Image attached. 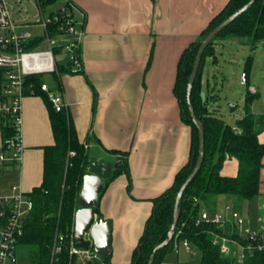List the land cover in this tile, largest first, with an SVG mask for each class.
<instances>
[{"label":"crops","instance_id":"1","mask_svg":"<svg viewBox=\"0 0 264 264\" xmlns=\"http://www.w3.org/2000/svg\"><path fill=\"white\" fill-rule=\"evenodd\" d=\"M69 1L74 4L78 27L84 29L82 71L69 70L68 60L61 53L57 60L66 69L52 74L53 84L46 82L45 74L44 81L50 90L63 96L90 161H115L122 158V153L127 154L128 174L118 173L99 198L101 215L113 222L110 261L127 264L152 210L151 198L170 186L176 172L188 161L191 130L182 121L173 93L180 55L229 0ZM226 43L243 45V52L247 47V51H253L245 84L255 94L252 112L264 115V52H259L263 40L219 37L214 47L216 62ZM202 85L205 92L212 86L205 70ZM22 106L23 152L17 165L0 164L1 191H8L14 182L26 192L39 186L44 172L43 146L55 142L43 96L26 94ZM2 139L0 133V148ZM258 140L264 143V129ZM261 162L259 192L237 207L253 226L264 224V154ZM238 167V158L227 155L220 172L236 176ZM233 201L230 194L218 195L212 212L222 211L226 204L234 207ZM178 250L172 249L161 264L189 260L181 256L182 251L197 253L181 245Z\"/></svg>","mask_w":264,"mask_h":264},{"label":"trees","instance_id":"2","mask_svg":"<svg viewBox=\"0 0 264 264\" xmlns=\"http://www.w3.org/2000/svg\"><path fill=\"white\" fill-rule=\"evenodd\" d=\"M39 1L44 5H51L57 0ZM248 1L229 0L180 55L173 93L179 102L182 121L189 125L191 130L188 161L176 172L173 183L161 194L151 198L152 210L146 219L138 243L133 249L131 261L127 264H147L153 248L168 237L173 222L174 202L178 189L195 166L199 152V130L190 113V104L205 131L204 161L179 200L178 222L171 239L163 247L157 249L151 264H161L164 257L172 251L174 242L184 239H187L201 255L198 259L179 261L178 264H264V251H255L252 256H246L243 259L222 253L218 245L213 243L212 234L213 231L222 232V229L212 222L197 224V217L203 206L210 212L214 211L218 195L222 193L232 195L234 208L237 209L240 201L249 199L259 192V169L262 165L261 156L264 154V143L258 140V134L264 129V115H257L251 110V102L255 94L249 90L246 92L244 115L231 124L222 116L214 114L210 104L214 100L202 89V78L207 58L212 56L214 62L217 61L214 48L217 38L250 37L255 42L262 39L264 47V0H256L248 6L246 11L236 16L207 45L202 53L198 73L191 85L190 101L187 100L188 80L202 39L217 24ZM252 58V55H249L247 59L246 74L249 71ZM65 66L58 64V72H63L66 69ZM44 77L43 75L33 79L37 84H40L41 81H44ZM57 77L58 75H56ZM56 80V87H58L59 80L58 78ZM37 93L43 96L48 107L55 142L43 146V181L31 190L34 199L33 211L26 221L25 233L20 238V243L27 247V257L31 264H48L55 233L60 231L70 235L73 231L77 192L81 188L82 177L90 158L84 143L79 140L78 134H76L73 120L66 111V104L64 103L61 109H57L53 105L48 91L38 89ZM8 134L9 130L5 127L2 136L5 137ZM126 155V152L122 153L121 156L124 160L117 170L107 178L105 186L118 173L125 171L128 174ZM227 155L239 160L236 176L220 172ZM130 185L131 180L128 183V188ZM194 198L197 200L195 201ZM224 232L230 236H238L236 230ZM64 253L67 256V251ZM72 264L78 263L72 261ZM86 264L112 263L110 255H108L105 258H91L86 261Z\"/></svg>","mask_w":264,"mask_h":264},{"label":"built area","instance_id":"3","mask_svg":"<svg viewBox=\"0 0 264 264\" xmlns=\"http://www.w3.org/2000/svg\"><path fill=\"white\" fill-rule=\"evenodd\" d=\"M25 1L0 0V133L5 127L9 130L2 139L0 164L14 162L17 165L21 159L22 100L26 94H36L38 89H42L49 92L57 109L65 103L63 96L50 90L45 81L37 84L33 78L57 72L60 63L56 56L61 53L68 60V68L74 71L82 68L80 49L84 29L77 25L74 4L67 0L56 9L45 12L44 4L34 0L38 18L31 22L27 8L22 6ZM22 9L25 16L16 17ZM30 26L39 31L28 29ZM245 76L243 72L242 82H245ZM33 206L31 191H24L17 182L8 191L0 190V264H31L27 256L21 258L17 255V245L25 233ZM202 222H212L222 229V232L213 231L212 234L213 243L224 254L243 259L255 251H264V224L251 225V221L233 205L226 204L222 211L216 212L202 208L197 224ZM226 230H236L238 236H230L224 232ZM73 233L74 227L70 235L60 231L55 233L48 264H72V261L86 264L91 258H100L90 246L83 248L77 245ZM180 244L194 253L187 239L175 241L173 249L178 252ZM64 251H67V256Z\"/></svg>","mask_w":264,"mask_h":264},{"label":"water","instance_id":"4","mask_svg":"<svg viewBox=\"0 0 264 264\" xmlns=\"http://www.w3.org/2000/svg\"><path fill=\"white\" fill-rule=\"evenodd\" d=\"M256 0H249L245 3L244 6L239 8L237 11L233 12L228 18L220 22L213 28L203 39L200 47L196 52V57L194 59L191 74L188 80V92H187V100H189L191 85L198 73V68L201 63L202 53L207 47L209 43L213 41L216 37L217 33L222 30L227 24L231 23V21L246 11V8L252 5ZM190 101V100H189ZM236 105L231 104L230 108L233 110ZM190 113L193 116V121L199 130V152L197 157V162L193 169L191 170L189 176L186 180L181 184L179 191L177 192L175 202H174V213H173V222L171 224L170 230L168 232V237L164 240V242L157 244L149 257L147 264H151L155 257V253L157 249H160L167 243L174 232L175 226L178 222L179 216V200L182 197L186 187L191 183V180L195 177L198 170L200 169L203 163L204 156V138L205 131L203 130V125L201 121L194 114L192 105L190 104ZM122 158H117L115 161L102 160V162H97L92 160L88 162L87 171L83 175V181L81 188L78 190L76 209L74 212V233L73 238H75V242L77 245L83 248H89L92 246L94 252H96L100 258H105L110 255L112 246V227L113 222L110 219L104 218L101 215V209L99 207V198L102 193V190L105 186V179L109 178L112 174V171L117 170L120 163H122Z\"/></svg>","mask_w":264,"mask_h":264},{"label":"rangeland","instance_id":"5","mask_svg":"<svg viewBox=\"0 0 264 264\" xmlns=\"http://www.w3.org/2000/svg\"><path fill=\"white\" fill-rule=\"evenodd\" d=\"M63 0H57L53 2L51 5H44L43 9L45 12L51 11L53 8L58 7ZM34 0H27L23 3V8H27L28 16L31 22L36 21L38 18V9L35 7ZM26 12L22 9L20 14H17L16 17L23 18ZM28 29L38 32L39 30L33 27H28ZM236 42V41H235ZM233 44V43H232ZM220 49L221 52H218L220 57L218 62H214L213 57L207 58L206 67L203 69L206 72V76L211 83V87L206 90L208 96H211L214 101L210 104L213 107L214 114L218 116H222L228 123L233 124L234 121L243 116L244 114V103H245V94L248 91V86L245 82H242V72L245 69L247 59L249 55H254L253 51H247L248 47L243 50V45H239V43H235L236 46H231V43L225 44ZM259 52H264V47L260 46ZM247 51V52H246ZM246 52V53H245ZM59 56H56V59H59ZM258 65H262V63L258 62ZM208 66V67H207ZM46 75V82L49 84L54 83L53 76L50 74ZM214 77V80L212 79ZM213 88L215 89L213 91ZM235 104L236 107L231 110L230 105ZM2 173H0V176ZM6 177H2L5 180ZM182 244V243H181ZM180 244V245H181ZM182 246V245H181ZM92 248V246H90ZM194 251L197 253L192 255L182 251L181 256L186 257L188 259H198L200 258V252L192 246ZM172 255H176V253L172 252ZM17 255L21 258H25L28 256L27 247L22 243L17 245Z\"/></svg>","mask_w":264,"mask_h":264}]
</instances>
